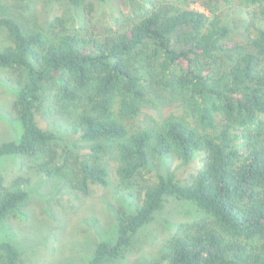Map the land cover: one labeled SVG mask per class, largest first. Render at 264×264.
<instances>
[{
  "label": "trees",
  "instance_id": "1",
  "mask_svg": "<svg viewBox=\"0 0 264 264\" xmlns=\"http://www.w3.org/2000/svg\"><path fill=\"white\" fill-rule=\"evenodd\" d=\"M66 1L82 8L80 26L61 17L43 28L26 26L0 4L8 40L0 46V68L17 88L11 113L22 128L19 138L0 143V157L42 155L35 171L57 172L50 169L56 135L36 121L51 85L93 156L71 155V187L87 193L90 185L108 184L98 161L106 144L118 178L135 187L134 210L118 209L116 239L98 242L88 264L118 258L168 196L192 202L205 218L171 236L145 264H264V0H245L254 11L231 25L221 10L231 0H187L200 9L148 0L126 27L105 32L93 22V2ZM150 86L177 96L190 120L169 115L141 123ZM197 155L200 167L188 181L173 172L147 176L157 158L187 164ZM28 182L16 177L8 188L0 175V222L25 203ZM0 264H21L10 240L0 241Z\"/></svg>",
  "mask_w": 264,
  "mask_h": 264
},
{
  "label": "rangeland",
  "instance_id": "2",
  "mask_svg": "<svg viewBox=\"0 0 264 264\" xmlns=\"http://www.w3.org/2000/svg\"><path fill=\"white\" fill-rule=\"evenodd\" d=\"M87 1L94 4L93 22L97 31L105 32V27L112 30L126 27L129 20L151 4L149 1L161 0ZM165 1L181 8L200 9L187 0ZM0 4L4 6L3 11L17 17L26 26L33 24L43 28L56 17L63 18L70 27L80 26L84 21L82 8L74 7L66 0H0ZM221 10L223 19L231 25L242 20L247 10L254 11V8L245 0H231L221 6ZM232 35L237 37L238 34L234 32ZM7 42L5 32L0 31V46ZM6 73L0 68V143L16 140L22 131L20 122L11 113L17 88L3 80ZM169 115L190 120L177 96L158 87H148L138 120L152 125ZM73 119L74 115L69 114L54 97V87L45 86L36 121L41 128L56 135L57 158L50 169L57 172L46 176L35 171L34 167L42 161V155L0 157V175L6 187L12 188L16 177L29 179L25 187V203L0 222V241L13 242L20 252L21 264H88L98 242L116 239L118 209L129 212L135 208V187L118 178L117 160L109 144L99 151L98 160L107 168L108 184L90 185L87 193L71 187L68 181L71 155H90L93 159L90 144L72 131ZM201 159L202 156L197 155L191 162L183 164L174 156L157 158L146 170L147 176H154L155 172H173L181 181H188L200 167ZM203 218L205 214L192 202L168 196L152 218L133 235L122 254L102 264H145L155 260L164 252L171 236L192 231Z\"/></svg>",
  "mask_w": 264,
  "mask_h": 264
}]
</instances>
